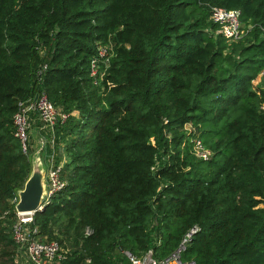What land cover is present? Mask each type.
Instances as JSON below:
<instances>
[{
	"label": "trees",
	"instance_id": "16d2710c",
	"mask_svg": "<svg viewBox=\"0 0 264 264\" xmlns=\"http://www.w3.org/2000/svg\"><path fill=\"white\" fill-rule=\"evenodd\" d=\"M211 7L240 11V39ZM40 92L68 117L52 131L30 113L24 154L13 117ZM36 127L65 158L33 216L54 264L160 261L193 227L185 261L264 264V0H0V264L24 254L12 226Z\"/></svg>",
	"mask_w": 264,
	"mask_h": 264
},
{
	"label": "built area",
	"instance_id": "2783aa9c",
	"mask_svg": "<svg viewBox=\"0 0 264 264\" xmlns=\"http://www.w3.org/2000/svg\"><path fill=\"white\" fill-rule=\"evenodd\" d=\"M210 21L219 27L218 32L228 41H236L243 35L240 23L239 10H227L221 7L210 8ZM109 48L99 46L97 57L90 62V75L97 76L100 68L99 62L103 67L108 66ZM36 113L41 123V128L52 130L56 124L64 123L67 115L60 113L50 103L45 93L40 92L26 102L18 104V111L13 117L14 137L19 140L22 152L28 154V130L29 115ZM193 154L196 158L207 161L211 157V152L207 150L200 140L193 139ZM49 166L46 170L47 192L44 205L47 206L51 198L62 191L64 182L60 179L61 166H53V159L48 160ZM40 210L39 212H41ZM34 214H17L16 221L12 226L14 242L23 251L29 264H54L60 259V246L56 241H40L38 229L33 225ZM198 232L197 227L190 229L182 238L180 244L170 255L160 261L151 258V254H146L143 258H136L127 254L130 264H196L194 261H185V252L192 236Z\"/></svg>",
	"mask_w": 264,
	"mask_h": 264
},
{
	"label": "water",
	"instance_id": "95a60500",
	"mask_svg": "<svg viewBox=\"0 0 264 264\" xmlns=\"http://www.w3.org/2000/svg\"><path fill=\"white\" fill-rule=\"evenodd\" d=\"M30 162L31 172L23 188L17 192V214H35L46 207V168L39 149L32 155Z\"/></svg>",
	"mask_w": 264,
	"mask_h": 264
},
{
	"label": "rangeland",
	"instance_id": "374dc122",
	"mask_svg": "<svg viewBox=\"0 0 264 264\" xmlns=\"http://www.w3.org/2000/svg\"><path fill=\"white\" fill-rule=\"evenodd\" d=\"M109 58H110V52H109ZM106 67H107V64L105 63L104 64V68H106ZM99 71H100V74H102L103 71H101L100 68H99L98 72ZM260 79H261V76H258L257 79L253 82V85L254 86H258L260 84ZM30 135H31V138H32V150H33V152L30 155V157H32V155L39 149L40 153H41V157H42V159L44 161L45 168L47 170V168L49 166V163H48L49 158L46 157V155H45V144H46L45 136L42 135L41 131L37 130V127L31 130ZM59 157L61 159L60 163H59V166L62 167V165L65 162V158H64L63 152H62V148L59 149L57 158H59ZM46 186H47V180H46ZM17 262H18V264H27L25 262L24 254H22V253L19 254V256L17 258Z\"/></svg>",
	"mask_w": 264,
	"mask_h": 264
},
{
	"label": "crops",
	"instance_id": "0c3cea01",
	"mask_svg": "<svg viewBox=\"0 0 264 264\" xmlns=\"http://www.w3.org/2000/svg\"><path fill=\"white\" fill-rule=\"evenodd\" d=\"M38 130V129H37ZM18 258V257H17Z\"/></svg>",
	"mask_w": 264,
	"mask_h": 264
}]
</instances>
